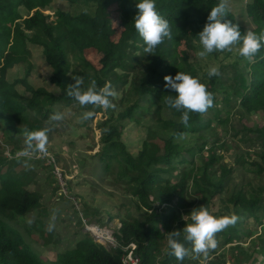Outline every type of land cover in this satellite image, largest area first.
I'll return each instance as SVG.
<instances>
[{
	"label": "trees",
	"instance_id": "1",
	"mask_svg": "<svg viewBox=\"0 0 264 264\" xmlns=\"http://www.w3.org/2000/svg\"><path fill=\"white\" fill-rule=\"evenodd\" d=\"M52 1L0 0L1 128L7 134L22 132L17 127L40 129L56 113L57 106L76 105L82 112L102 114L104 119L98 125L101 149L94 156L102 175H112L120 186L117 187L131 198L120 204L126 207L124 217L115 216L121 224L116 239L121 246L136 245L139 264H198L199 258L204 259L202 256L190 255L180 262L168 254L167 246L162 251L160 243L168 232L181 230L191 222L189 214L194 208H208L213 199L223 194L227 197L223 215L235 214L239 219L235 226L217 234L218 244L221 238V246L233 245L232 250L244 258L237 264H264L263 225L261 234L253 239V245H259L260 261L253 256L254 251L244 252L238 245L243 238L252 236L251 225L264 221V154H256L260 164L251 162L258 185L249 183V188L242 189L228 180L233 169L221 162L216 150L218 138L211 141L213 123L227 124L221 119L219 104L229 105L234 98L238 101L237 113L264 111V47L251 61L238 55L231 70H219V76L209 78L208 72L199 71L191 54L202 48L197 34L219 0H155L158 13L171 25L172 39L165 38L154 55L144 52L146 45L134 26L139 0H63L92 6L93 11L71 14L56 10L50 21L44 11ZM113 11L119 14L122 28L117 41L113 40ZM244 12L255 27L252 31L257 35L264 32V0H248ZM227 19L234 23L229 12ZM240 31L243 35L241 28ZM32 46L41 49L50 69L48 84L56 90L35 88L29 83ZM89 50L100 56L98 64L87 58ZM70 58L78 62V68L72 67ZM240 63L245 64V69ZM17 65L22 67L24 76L9 81L7 73ZM179 71L198 78L214 96L213 107L206 113L189 114L188 127L180 122L182 113L168 107L164 100L167 95H176L165 88L164 77H175ZM73 76L83 77L85 89L93 79L97 88L110 82L119 94V98H110L116 107L81 108L66 94L67 86L74 83ZM131 124L144 125L146 136L161 143L162 153L152 155L142 145L131 154L121 141L122 131ZM252 132L259 134L264 149V130ZM173 133L182 134V138H174ZM216 161L218 166H213ZM28 163L33 171L40 162ZM21 166L22 160L0 153V214L22 217L40 201V196L28 189L32 172L26 168L21 174L15 172ZM78 235L80 240L73 247L61 251L57 260L45 263L25 243L16 225L0 217V264H122L119 248L108 251L88 234ZM179 241L191 248L183 233ZM216 253L210 252L205 264H225L224 256L217 258Z\"/></svg>",
	"mask_w": 264,
	"mask_h": 264
},
{
	"label": "rangeland",
	"instance_id": "2",
	"mask_svg": "<svg viewBox=\"0 0 264 264\" xmlns=\"http://www.w3.org/2000/svg\"><path fill=\"white\" fill-rule=\"evenodd\" d=\"M247 2L248 0H228V12L232 15L234 23L238 24L244 33L255 28L244 12ZM56 10L78 14L92 12L93 7H88L83 3L70 4L63 0H53L50 7L44 11L45 14L50 15V21L54 19L53 13ZM111 22L115 30L113 40L117 41L122 28L120 27L119 14L115 11H113ZM238 48L239 45H234L232 51H214L204 58L198 56V52L203 50L200 48L191 54V59L196 62L200 72H208L211 67H217L222 71L227 68L231 70V66L238 61ZM86 56L93 64H98L100 56L95 51H87ZM70 60L72 67L77 66L78 68V62L74 58H70ZM29 63L32 66L28 78L29 83L35 88L46 87L49 91L56 90L48 84L50 69L40 48L30 47ZM240 66L245 69L244 63H240ZM23 74L22 67L17 65L8 71L7 79L13 81L15 78H22ZM248 78H250L249 72ZM18 89L23 90L22 88ZM115 97L119 98V94L116 93ZM218 107L221 109V119L227 120V124L225 126L217 122L213 123L214 132L211 135V141L218 138L216 150L222 158L221 162L227 164L228 169H233L231 174L227 175L228 180L242 189L249 188V183L258 185L259 180L256 178L255 167L251 165V162L255 160L260 164V157L256 154L260 152L264 154V149H262V140L258 137L259 134L252 131L264 130V111L251 112L248 115L242 111L237 113L239 110L238 101L234 98L230 99L229 105L219 104ZM56 112L63 113L65 118L49 133L48 154L53 159V163L48 164L42 160L34 166L33 171L26 168L32 172L33 177L32 184L28 186V189L40 196L39 203L22 217L13 214H0L4 220H9L16 225V229L22 235L25 243L30 245L45 263L57 260L61 251L73 247L80 240L78 234L84 233L79 221L80 214L84 219H88L101 228L113 231L115 238L118 230L114 229V224L120 223V218H115V216L119 215L122 218L126 212V207H120V204L131 200L127 193L117 187L119 185L115 184L112 175H102L100 164L94 156L101 149L98 125L104 119L103 115L95 114L92 120L82 121L83 112L76 105L57 106ZM48 122L49 120L41 128L48 126ZM143 126L136 124L126 126L122 131L121 141L131 154L137 153L142 145L152 155L161 154V143L155 138L147 137ZM17 128L22 129V132L7 134L0 125V153L2 155H6L7 151L11 154L18 153L21 148L25 147L23 135L25 127ZM183 139L190 140L188 137H183ZM14 148L19 150L14 152ZM218 164L219 162L216 161L213 166H218ZM54 167L60 170L65 183L66 196L63 193L57 196L62 191L53 175ZM24 169L25 167L21 166L14 170L21 174ZM4 171L6 168L3 169ZM226 200L225 194L213 199L208 206L209 212L217 217L224 216ZM53 214L56 216L55 228L49 233L46 228ZM109 218H113V220L109 221ZM262 225L264 226V221L255 226L251 225L249 228H253L251 229L252 236L243 238L238 244L244 252L254 251L253 256L259 261L261 260L257 253L259 245L255 247L253 239L261 234ZM220 239L218 247L215 249L217 258L223 255L225 264H237L239 260L244 259L232 250L233 245L221 246ZM166 246L167 238L164 237V241L160 243L161 250L164 251ZM112 249L115 250L111 248L108 251ZM205 262L204 259H198V264H205Z\"/></svg>",
	"mask_w": 264,
	"mask_h": 264
},
{
	"label": "clouds",
	"instance_id": "3",
	"mask_svg": "<svg viewBox=\"0 0 264 264\" xmlns=\"http://www.w3.org/2000/svg\"><path fill=\"white\" fill-rule=\"evenodd\" d=\"M136 7L138 11L133 18L135 29L146 45L144 52L154 55L155 49L164 42L165 38L172 39L171 25L158 13L155 0H139ZM228 10V0H219V3L211 8L207 23L197 34L203 49L198 52V56L204 58L214 51H232L234 45H239V55L251 61L264 47V32L257 35L253 31H246L242 35L239 25L227 19ZM207 74L211 78L219 76L220 72L217 67H211ZM72 78L74 83L67 86L66 94L81 108L88 109V106H92L93 109L107 110L116 107L110 99L116 96L110 82H106L102 88H97L96 81L93 79L85 89L82 87L83 77L73 76ZM164 80L165 88L173 90L176 94L175 96L167 95L164 98L165 103L168 107L182 113L180 122L185 127L189 126L190 113L204 114L213 107V94L198 78L179 71L175 77L166 75ZM94 115L93 110H85L81 120L92 119ZM64 118L63 113L56 112L49 117L48 126L31 131L24 129L25 147L17 153V159L22 160L25 168L30 166L28 161L34 156L42 157L48 154L49 133ZM173 137L182 138V134L173 133ZM189 215L191 222L186 223L183 229L167 233L168 254L180 262L190 255L193 258L202 256L206 261L209 253L218 247L217 234L230 226H235L239 219L235 214L214 216L205 205L194 208ZM55 219L56 216L53 214L46 228L49 233L55 228ZM181 233L184 240L191 245L190 249L179 241Z\"/></svg>",
	"mask_w": 264,
	"mask_h": 264
},
{
	"label": "built area",
	"instance_id": "4",
	"mask_svg": "<svg viewBox=\"0 0 264 264\" xmlns=\"http://www.w3.org/2000/svg\"><path fill=\"white\" fill-rule=\"evenodd\" d=\"M6 157H8L9 159L12 158H17V153H10L9 151H7ZM46 161L48 164H52L53 163V159L51 158V156L49 154H47L46 156H34L33 159H31L30 161ZM55 171H53V175L55 177V180L57 182V185L59 186L60 190L62 192H59L57 194V196L62 195V193L64 194V196H66V190L64 188L65 183L63 182V179L61 177L60 174V170H58L56 167ZM67 189V188H66ZM81 218V226L84 230V233L88 234L96 243L103 245L107 250L114 248V249H120L122 251V256H121V263L122 264H139V259L137 257V255L135 254V250H136V245L134 243H130L127 246H121L120 244H118V242L115 240L114 238V232L111 231L108 228H101L99 225L90 222L88 219H84L83 215L80 214L79 215ZM120 228V224H118L117 226L114 224V229H119Z\"/></svg>",
	"mask_w": 264,
	"mask_h": 264
},
{
	"label": "bare ground",
	"instance_id": "5",
	"mask_svg": "<svg viewBox=\"0 0 264 264\" xmlns=\"http://www.w3.org/2000/svg\"><path fill=\"white\" fill-rule=\"evenodd\" d=\"M116 225H118V224H116Z\"/></svg>",
	"mask_w": 264,
	"mask_h": 264
}]
</instances>
